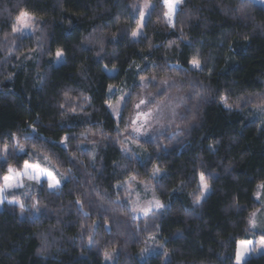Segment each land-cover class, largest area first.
<instances>
[{
    "label": "trees",
    "instance_id": "16d2710c",
    "mask_svg": "<svg viewBox=\"0 0 264 264\" xmlns=\"http://www.w3.org/2000/svg\"><path fill=\"white\" fill-rule=\"evenodd\" d=\"M143 1L0 0V178L42 157L68 176L57 193H17L23 211H0V264H105V252L116 264H236L238 242L253 240L264 125L250 113L264 101V8L182 0L172 27L164 0H146L153 10L133 41ZM21 12L37 19L30 37L12 31ZM154 78L186 96L180 126L126 157L121 131ZM111 89L128 92L119 120ZM201 173L211 193L196 203ZM131 179L152 185L163 210L136 219L119 189Z\"/></svg>",
    "mask_w": 264,
    "mask_h": 264
},
{
    "label": "rangeland",
    "instance_id": "374dc122",
    "mask_svg": "<svg viewBox=\"0 0 264 264\" xmlns=\"http://www.w3.org/2000/svg\"><path fill=\"white\" fill-rule=\"evenodd\" d=\"M251 3L261 6L264 8V0H246ZM142 16L138 28L135 32L138 34L136 36H132L133 41H139V39L144 34V29L147 24V21L150 17V14L153 10V4L148 1L142 2ZM168 10V9H167ZM175 12L172 16V22L174 23ZM141 16V17H142ZM167 22H168V17ZM27 22L31 25L30 27H24L22 23H18L16 21V27L21 29L20 31L15 32L16 35L21 37H30L33 35L35 30L37 19L29 14L27 18H25ZM169 24V22H168ZM65 59L64 55L57 57L55 59L56 66H61L64 64ZM193 69H199L192 65ZM143 89L140 97L133 104L131 109V114L129 117V123L125 129L121 131V138L123 142L122 152L126 157H139L144 153L141 149L140 143L146 142L149 140H154L160 136L165 134L175 132L178 130L180 126V121L183 117L184 108L186 106V96L183 94L181 89L179 88L177 82L171 80H159V79H151L148 82L142 83ZM109 99L111 101V111L115 115L116 119L119 120V117L122 114L124 104L128 99V92L123 89H111L109 92ZM143 99L145 101L144 104H140L139 108L136 107L139 104L140 100ZM151 113L150 116L145 117L144 113ZM137 114H140V118L137 119ZM252 119L259 121L264 125V111H258L257 108L253 109L250 113ZM139 128V131H135L134 129ZM30 164H39L41 168L46 169L47 171H51L55 178L60 181V184L55 189H50L48 187V177L46 175H41L39 177V181L34 179H29L28 175L21 176L20 173L24 171V166L22 169H12L13 171L8 175H12L15 177L13 183L16 180L20 182L22 186L20 187H12L5 189L3 193H0V200L3 202L0 203V211L5 206H18L19 202L13 199V197L17 193H23L27 196H33L37 194L38 191L44 186L51 193H57L60 191L62 186L68 180V176L64 173H61L54 163L47 157L40 158L37 162H33ZM29 175L32 174V170H28ZM3 178V177H2ZM0 178V187H3L4 181ZM201 188V187H200ZM119 189L126 190L130 195V210L132 215L136 219H144L149 217L154 212L162 211L163 208L152 207L151 211L148 214L143 213L139 209L133 210L137 208V205L140 207L147 206V201L158 200L154 187L152 185L138 182L135 179L129 180L123 186H120ZM260 198L256 201L260 204L261 209L256 212L255 222L256 227L253 228L250 226V230L253 234L252 247L255 249L252 252V257H259L264 255V248H261L259 245V241L261 237L264 236V189H258ZM211 193V189L209 188L207 192L203 193V198L200 200V203L205 201ZM159 201V200H158ZM258 236H261L260 238ZM152 243H155V240H152ZM109 259H104L105 264H116L117 263V255L116 252L109 254ZM246 257V255H245ZM244 257V259H245ZM242 264V262H241Z\"/></svg>",
    "mask_w": 264,
    "mask_h": 264
},
{
    "label": "snow or ice",
    "instance_id": "6c2138e0",
    "mask_svg": "<svg viewBox=\"0 0 264 264\" xmlns=\"http://www.w3.org/2000/svg\"><path fill=\"white\" fill-rule=\"evenodd\" d=\"M182 3V0H164V4L167 6L168 8V12L165 13V16L168 17V22L170 24V26L175 27V24L172 22V16L174 14L175 8L178 4ZM29 16V13L27 12H21L20 17L17 18V22L18 23H22L24 27H30L31 25L27 22V20L25 18H27ZM143 19V16L141 17ZM21 29L17 28L15 25L12 28L13 33L20 31ZM138 33L137 32H133V36H136ZM57 57L62 56V52L61 51H57L56 53ZM191 63L193 64L194 67L199 68L200 67V61L196 58L193 57ZM143 79V78H142ZM67 95V94H66ZM221 102L225 105V107L231 108L232 105H230L228 103V98L227 97H220ZM145 101L143 99L140 100L139 104L136 105L137 108H139L140 104H144ZM237 107H239V105H236ZM109 107H111V105H109ZM257 110L258 111H264V101L261 102V104L257 105ZM74 111V109H73ZM145 117H148L151 115V113H144L143 114ZM137 119L140 118V114H137ZM135 131H139V128L134 129ZM17 146L21 148H23L22 145H19V143H17ZM5 151H7V149H4ZM31 169L32 170V174L29 175L28 170ZM13 170L10 168L9 172L11 173ZM160 169L156 168L154 170V174L156 172H159ZM21 176L23 175H28L29 179H34L37 180V182L39 181V177L41 175H46L48 177V187L50 189H55L59 186L60 181L57 180L55 178V176L53 175V173L51 171H47L46 169H43L40 167L39 164H30L28 161L24 162V171L20 173ZM4 181V185L3 187H0V193H3L5 191V189L8 188H12V187H20L22 186L20 184V182L18 180L15 181V183H13V181L15 180V177L12 175H5L3 178ZM200 187H201V196L196 200V203H200V200L203 198V193L207 192V190L209 189V185L206 182L205 179V175L203 173L200 174ZM258 189H264V182H262L261 184H259ZM257 199L260 198L259 195V191L256 193ZM3 201L0 200V203H2ZM77 203H79V201H77ZM19 207L21 208V210L23 211L24 209V205L21 203L19 204ZM33 207H36V205H33ZM152 207H156V208H163L164 205L161 204L158 200H152V201H147V206L145 207H140L139 205H137V208H134L133 210H137L139 209L140 211H142L145 214H148ZM255 215L256 213L253 212L250 219H249V225L253 228H255L256 222H255ZM91 242V241H90ZM259 245L261 248H264V236L261 237V240L259 241ZM255 249L252 247V241H246V240H241L238 242V247H237V252H236V262L237 264H241V262L243 261L245 255L247 253H249L250 251H254ZM105 258L109 259V253L105 252Z\"/></svg>",
    "mask_w": 264,
    "mask_h": 264
},
{
    "label": "crops",
    "instance_id": "0c3cea01",
    "mask_svg": "<svg viewBox=\"0 0 264 264\" xmlns=\"http://www.w3.org/2000/svg\"><path fill=\"white\" fill-rule=\"evenodd\" d=\"M252 257V252H249L246 254L245 259H243L242 264H244L247 260H249ZM237 264V262H236Z\"/></svg>",
    "mask_w": 264,
    "mask_h": 264
}]
</instances>
